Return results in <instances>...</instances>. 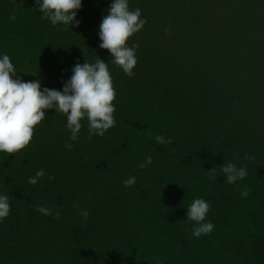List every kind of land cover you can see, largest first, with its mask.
Returning a JSON list of instances; mask_svg holds the SVG:
<instances>
[{"label":"trees","instance_id":"trees-1","mask_svg":"<svg viewBox=\"0 0 264 264\" xmlns=\"http://www.w3.org/2000/svg\"><path fill=\"white\" fill-rule=\"evenodd\" d=\"M111 3L81 0L79 25L64 29L36 0H0V56L23 82L62 90L76 63L99 57L116 92L104 136L89 140L85 118L71 141L66 117L47 109L29 145L0 152V264H264V0H128L146 20L127 41L139 44L131 78L99 47ZM228 162L247 176L225 183ZM196 198L214 224L199 238L186 219Z\"/></svg>","mask_w":264,"mask_h":264},{"label":"clouds","instance_id":"clouds-1","mask_svg":"<svg viewBox=\"0 0 264 264\" xmlns=\"http://www.w3.org/2000/svg\"><path fill=\"white\" fill-rule=\"evenodd\" d=\"M81 6V0H36L35 9L42 13V20L46 19L53 26L63 25L64 29H68L70 25H79L75 17L76 10ZM145 23L146 20L141 18V9L130 10L128 0H112L108 14L102 17L99 25V47L109 52L110 62L129 78L134 76L133 68L137 63L135 50L139 48V44L133 43L128 47L127 41L134 33L140 31ZM169 32L170 29H165L166 34ZM71 72L70 79L62 82V90L47 87L41 90L38 79L23 82L17 76L10 57L7 54L0 56V152L9 156L29 145L34 126L45 119L47 109H55L56 113H62L66 117L65 127L70 132L71 141L78 139L82 119L86 118L88 121L89 140L94 135L104 136L105 132L115 125V108L112 102L116 98V92L108 63L98 57L94 63H76ZM36 75L38 74H33ZM155 140L158 144L172 142L171 139L160 135H157ZM65 146L69 150L73 147L71 143H66ZM151 163L152 157L149 156L140 167L145 168ZM207 171L214 173V168ZM220 172L227 184L236 183L247 176L246 167L238 168L231 162L220 165ZM44 175V170L40 169L35 176L29 177L28 183L36 185ZM48 179L51 181L54 177L49 176ZM122 183L126 188L131 187L135 184V177H128ZM240 195L242 198L249 196L246 187ZM187 209L186 219L194 222L192 236L199 238L201 235L211 234L214 224L205 222L210 204L204 199L196 198ZM35 210L45 216L52 215L54 219H59L60 216L59 211L53 213L42 205H37ZM9 212L8 195H0V221L6 218ZM80 214L87 219L89 212L87 209H81Z\"/></svg>","mask_w":264,"mask_h":264}]
</instances>
